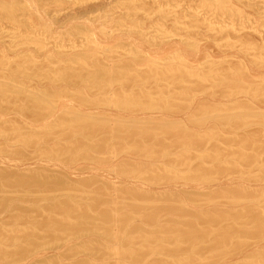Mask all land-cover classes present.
<instances>
[{
	"label": "rangeland",
	"instance_id": "rangeland-1",
	"mask_svg": "<svg viewBox=\"0 0 264 264\" xmlns=\"http://www.w3.org/2000/svg\"><path fill=\"white\" fill-rule=\"evenodd\" d=\"M263 51L264 0H0V126L4 128L2 129L0 127V262H2L0 264H79L80 262V264H86L87 262H90V264H121L120 262H122V264H135L136 260L134 261V258H138L137 262L140 264H158L160 262L166 264L167 260L174 261L187 258L186 256L192 255V252L196 248V245L192 246L194 244H191V242L194 243L195 240H189V242L185 237L186 235L188 237L189 233L192 232V228H197V226L199 225L197 229L194 228V230L199 231L200 229H202V224V230H204L206 229L204 228L205 224L206 226L209 224L210 226L208 225L209 227L207 226V229L213 226L211 228L212 230L210 229V231L211 233L213 232V234L216 235L220 232V227H224L226 225L224 228H222L223 230H225L233 228L236 225L239 226L242 220H244L245 222L246 217L243 215H246V213L250 215L249 212H252L250 210L251 208L254 210H256L257 208L259 209V204L263 203V201L261 200L264 199V173L262 172L264 171V169H262L264 168V151H261V149L258 150V144L259 146L264 144V122H261L264 121ZM162 67L165 69H163ZM177 67L181 71L178 70ZM166 68L170 69L167 70ZM240 68L242 70H240ZM148 70L150 71V73L148 72ZM163 70H165L166 72ZM176 70L177 73L175 72ZM233 70H240V73L237 72V74H239L240 76L238 77L236 72ZM181 73L184 76L182 75L179 77ZM184 73L188 75H185ZM198 73L203 75L201 76ZM149 74H151L152 76H149ZM175 74L179 75L176 76ZM147 75L148 77H146ZM191 75L192 77H190ZM143 76L147 79H143ZM177 77H179V79ZM203 77H205L206 80ZM208 77L210 79H208ZM172 78H175L176 80H173ZM188 79L189 81L186 82ZM223 79L224 81H221ZM227 79L228 82L225 81ZM106 80L109 81L105 82ZM110 80H112V82H110ZM238 82L240 84H238ZM220 83L222 84V87L220 86ZM229 85L230 87H227ZM238 88L242 90L240 91ZM182 92H184V95ZM250 92H252L253 94ZM183 97L186 98L183 99ZM38 98L40 99L39 102L37 101ZM50 98L52 99V102H50ZM161 98L163 99V101L164 99H166V102H163ZM255 98L256 100H254ZM46 99H48V101L43 103V101H45ZM85 99L87 102L83 101ZM79 100L81 101V104L79 103ZM111 100H114L113 103ZM36 101L38 104H36ZM129 101L135 103L133 105H128ZM155 102L157 104H155ZM162 103H164V105L166 103L167 104L164 107ZM40 104L42 107L40 106ZM175 104L177 105V107ZM160 105L166 110H164ZM233 105L242 108H236ZM250 105L251 110L248 109ZM157 106H160L161 108H158ZM243 106L246 107H244L243 109ZM221 107L223 108V110L227 108L229 111L224 110L222 112ZM229 107L232 109H229ZM246 108L248 111L246 110ZM214 109L218 112H216ZM209 110H212V114L210 115H208ZM205 113L208 116H206ZM217 113L221 116L217 115ZM5 114L7 116H5ZM234 114L235 116L238 114V117H235ZM225 115L226 117L227 115H229L228 118L231 119V121L230 119L227 120L229 123L225 121V124L227 123V125L224 124V120L228 118L220 120L222 117L224 118ZM251 115H253L252 118ZM193 116L196 117L193 118ZM241 116H243L244 121L247 120V122L245 121L247 124H245L244 122V125H241L243 122V119H239V117L242 118ZM247 117L249 119H247ZM259 117H262L263 120L259 119L260 121L258 122L257 120ZM254 118L256 121L250 120ZM238 119L242 121L241 124H239L240 121ZM78 120L80 122H78ZM197 120H199V123L202 122V125L199 124ZM236 120H238V122ZM248 120L252 123L248 122ZM73 121H76L78 130H76L77 126H72ZM91 121L93 123L95 121L96 123L92 126L93 123H91ZM101 121L104 122L102 123L103 125H101ZM234 121H236L235 124L238 123L237 126L228 125L233 124L231 122ZM194 122L197 123L195 124ZM61 123L69 124L71 125V128H63ZM85 124L86 126H84ZM3 125H6V127H3ZM81 125L84 126L85 129L84 127L80 128ZM149 125H151V127ZM169 125L174 126V129L173 126L172 129H176L175 132L173 130H167L168 128H170ZM88 126L89 128H86ZM176 126H181L182 129L181 127L178 128ZM184 126L186 127L184 128ZM217 126L219 129L216 128ZM112 128L114 130V133L112 132L111 134ZM163 128L165 130H163ZM183 128L185 129V131L183 130ZM144 129H146V131L153 130L151 134L147 131V133L150 134L149 138L143 136V132L145 131L142 130ZM55 130L57 131V136ZM138 130H141L142 132H139ZM156 130H159V133ZM160 130H162L161 133ZM181 130H183L184 133H182ZM49 131L52 133H50ZM86 131H88L87 134ZM207 131L211 133V135ZM136 132L143 134H138ZM153 132L161 136H158L157 138V136L153 134ZM163 132L165 134H163ZM47 133H49L50 135H48ZM61 133H64V135ZM92 133L94 134L92 135ZM189 133H191L193 137L194 135H196V140H199L200 138L201 143L199 140V144H197H201L199 146V151L195 150L194 148L196 146V149H198L196 142L190 144L191 140L195 141L193 137H190L189 140L187 139V142H189L188 144L185 142L186 140H183L186 139L185 136H187V138L188 136H191V134L189 135ZM213 133L215 134V138L212 137ZM113 134H116V136H113ZM208 134L210 135V137ZM254 134L259 138L255 139L256 137L254 138ZM45 135L48 136L46 137ZM166 135H169L167 136L169 137V140ZM176 135L181 140L176 137ZM183 135L185 136L181 138ZM251 135L255 140L251 139ZM31 136H35L36 138L33 137V139ZM43 136H45L46 139ZM110 136L114 138L108 139L111 138ZM153 136L156 139H154ZM171 136H174V138H172ZM239 136L241 140L244 139V143L241 141L243 144H240V142L237 141L238 139H240ZM248 136L249 141L248 139L245 140ZM40 137H43V139H41ZM261 137L263 138V140L261 139ZM137 138L141 140L139 141ZM26 139L27 141H25ZM162 139H164L167 145L164 144ZM250 139L252 143L250 142ZM35 140H38L36 141L38 143H35ZM137 140L139 142H137ZM157 140H160L159 142L161 144L158 143ZM176 140L178 141V143H181V141L183 140L182 143H185L186 145L180 143L179 145H177L178 143ZM226 140H229L228 143H225ZM233 140H235V142ZM258 140H260V143H258ZM141 141L142 143L144 142L143 144L145 148L143 145H141ZM216 141L218 142L216 143ZM245 141L249 142L247 143L249 144V146L245 143ZM31 142L32 147L34 146L33 149L31 147ZM229 142L232 143L229 144ZM154 143H156V145ZM168 143L171 145V148L166 150L167 148H169L168 146H170ZM214 143L219 145H216ZM250 143L252 146L250 145ZM254 143L258 147L257 149L254 147ZM56 144H58V146ZM145 144L147 145V147ZM162 144H164V146H166L167 148L165 149L164 146V148L159 146ZM192 144H195V146H193ZM24 145L26 147H24ZM112 145L116 148H112ZM136 145H138V147ZM139 145L140 148L142 147L141 149H144L143 151L139 148ZM174 145H176L177 148H172V146L175 147ZM180 145H182L183 147H180ZM244 145L245 147L248 146V149L246 148L247 150L245 149ZM73 146L74 149H72ZM117 146H119L121 149L123 148V151L121 150L120 152V149ZM222 146H224V148ZM241 146H243L244 148ZM4 147H6V149L8 150H6ZM185 147L187 148L185 149ZM218 147L220 150L217 149ZM251 147L252 150L250 149ZM69 148H71L72 150H70ZM155 148L158 151H156ZM253 148H255V150H258V152L253 151ZM150 149H152V151H149ZM162 149H164V151H162L163 153L160 152ZM235 149L236 151L237 149L238 151L241 149L244 152L240 150L239 152L237 151V154ZM262 149L264 150V147ZM221 150L223 151V153L225 152V154H227L224 155V158H221L223 157V155H220L222 154ZM233 150L236 154L233 153L230 156L231 151L233 152ZM259 151H261V154H258ZM193 152H195V154H193ZM211 152L212 154H210ZM219 152L221 153L219 154ZM240 152L243 153V155H239L241 154ZM252 152H255V155H253ZM90 153H92V156L90 155ZM135 153H138V155H136ZM168 153H170L171 155H169ZM184 153H186L187 156L188 154L190 155V157L188 156L189 160H187L188 158L186 159ZM245 153H251L254 158L255 156L256 158L260 157L259 159H261V161L258 159L260 161L259 162L256 159L254 162L252 160L254 159L252 155L249 154V156ZM160 154H162V156ZM183 154L185 157L183 156ZM37 155H41V157H38ZM71 155L74 157H72ZM156 156L158 158H155ZM212 156L215 157V160L213 161L210 160L212 159ZM246 156L247 158H251H248L249 160H251V163L252 161L254 163V165L252 166V164H250V161L248 160L249 164L251 165L249 168L246 167L248 163H246L245 160H242L243 157H245L247 161ZM167 157L168 159L170 158V161L173 158L174 160L170 162L168 161ZM206 157L208 158V160H210L209 163L208 160L206 162L204 161ZM219 158H221L222 160ZM236 158H239V161L238 159L236 160ZM184 159H186L185 163L181 162V160ZM228 159L230 160V162L233 161L234 165L232 163H229V161H227ZM201 161L204 163H201ZM177 162H179V165ZM219 162L221 165L220 167L218 165L217 168L222 169L226 166V169H220L221 172L218 171L219 169L216 170V166H214V164H219ZM197 163H201L200 165H202L203 167L205 166L204 168L201 166L204 170L209 169L210 175L209 173L206 174L207 172L199 167V165H196ZM194 164L196 165V167L198 166L199 169L201 168V170H198V168H194ZM243 164L244 166H246H242ZM124 165H128L129 168H133L134 171L131 172V170L133 169L130 170L127 168L128 166L125 167ZM149 166L151 167V170L153 169V172L149 169H146L147 172L145 171L146 167L150 168ZM236 166H240L241 171L238 172L240 174L237 173L240 168L238 169L236 168ZM187 167L189 168L188 170ZM230 167L232 169H230ZM120 168H123L122 173L119 171ZM183 168L186 171H184ZM233 168H236L238 170H236L235 172ZM254 168L256 172L253 171ZM114 169H116L118 173L116 172V170L114 171ZM160 169L163 171H161ZM128 170H130V173ZM156 170L159 171V174L157 173L158 171L155 172ZM215 170L217 171V173ZM224 170L226 172H224ZM243 170L247 171L243 172ZM35 171L37 173H35ZM123 171H128V173H123ZM164 171L168 172L165 173ZM203 171L205 173H203L204 176H202L201 174ZM248 171H253V173L250 172V174L248 173ZM143 172L146 173L144 174ZM228 172H231V174ZM138 173L140 174L135 177ZM163 173L164 175L166 174L165 177H167V175L169 174L168 177H170L171 175V177L174 178L170 179L164 177V179H160L163 177ZM234 173L236 176L234 175ZM260 174L263 176V178ZM145 175L147 176V178L145 177ZM191 175L192 177L194 175V178H191ZM225 175H228L227 177L230 176L229 179ZM195 176L199 178L201 177L202 179H197L195 178ZM234 176L236 178H233ZM131 177L132 179H130ZM152 177L154 178L153 180H151ZM186 177H189L190 179ZM140 178L145 180L143 181ZM157 178L162 181H158ZM147 180L149 181L147 182ZM154 180H157L160 185L158 184V182L155 183ZM24 181H26L28 184ZM171 181L173 182L171 183ZM82 182L85 185H88L85 187ZM164 182L168 183L164 185ZM169 182L172 185H170ZM23 183H25L24 186ZM61 186H63L64 188ZM99 188L101 189V191H99ZM95 191L100 192V196ZM131 192L135 194H132ZM222 192L224 196H222ZM91 195H93L94 198L91 197ZM105 195L108 199L105 198ZM230 195L232 196V199ZM251 195L253 196L251 197ZM259 195L261 197L263 195V198H261ZM134 196H137V199ZM141 196L143 199L141 198ZM228 196L231 200L227 199ZM253 198H257L258 201H255V199ZM258 198H260V200ZM144 199L146 200L145 203ZM150 199H152V202H149L151 201ZM78 200L80 203L76 202ZM154 200L162 201V204H160L161 208L159 206V202H155ZM65 201H67V203L63 205ZM70 201H73L71 203V205L73 206L78 204L77 207H79L81 203H85L83 205L81 204L82 208L81 206L79 207V213L81 212L80 215H83L82 213H84L83 216L79 217L78 210L76 212V209H78L75 208L76 206H72L71 208ZM113 201L116 202L117 206L119 205L118 210L114 209V205L116 204H111L114 203ZM165 201H170L171 203H166ZM153 202L154 204L157 203L155 204L156 206L154 208L155 216H160V214H162L160 218H157L156 216L159 221H155L156 218L153 217L154 214L152 211V214H150L148 211L147 214H145L146 208L147 210H153ZM133 203L135 208L137 207L139 209H134ZM172 203L174 204L172 206L175 207L171 206ZM87 204L88 206H85ZM92 204L94 205L92 206ZM108 204L113 206V210L111 211V213L109 212L107 214L106 212L111 210V206ZM168 204L170 205L169 208L166 207V205L168 206ZM54 205H56L55 207L57 209H60L57 210ZM148 205L150 208L147 207ZM150 205L153 206L151 207ZM49 206L52 208H50ZM108 206L110 210H108ZM127 206L131 208L128 210L129 207ZM248 206L250 207L249 212L248 210H246L248 209ZM91 207L94 211L96 210V212L92 211ZM95 207L99 210L95 209ZM105 207L107 208L105 209ZM49 208L52 209V211ZM85 208L86 210H84ZM126 208L129 212V216H132V214L134 216L133 212L136 211H139L141 213L142 211L140 210L143 209L144 213H141V215L138 212L139 214L137 213L134 217H131L134 220H131V218L127 215L128 212H126ZM66 209H72V211L75 209L76 212H74L75 214H73L72 212L71 217H69V227H66L67 229L64 228L66 231H64L63 228H61V231L60 229L55 227V230L54 228H52L55 233H53L54 231H52V233L48 232L51 230H49L48 226H45L47 225V220H50L51 218L56 221L57 218H62L63 213H59ZM103 209L105 211L103 213L105 214H102L105 216L100 214ZM131 209H134L136 211H130ZM161 209L162 211L159 212L160 214L157 213V210ZM241 209L244 210V214L242 212H239L242 211ZM115 210L118 212H115ZM232 211H234V213ZM257 211L258 210H256V213ZM36 212L39 214H37ZM124 212L126 213L124 218L128 217L127 227H122L123 225H127L125 223V220L127 218L124 219L121 215L117 217L123 218V220L114 218L116 217L117 213L118 215L121 213L122 215H124ZM238 212L239 216L238 214L235 215ZM254 212L255 211H253L251 214H253ZM87 213L88 215L90 214V216H88ZM213 213L217 214L216 216L219 215L220 218L221 215L225 214L224 216H226V214H228L231 218H228L226 216V218L224 217L225 220H223L222 216V220H218V217H216ZM231 213H233L235 218L238 216L239 219V217H241L240 214H243L242 216L245 218L242 220L239 219V222L238 219H235ZM76 214L77 216H74ZM109 214H112L114 221L117 220L116 228L118 227V230H116L120 231L119 228L121 229V236L119 235V232L117 233L116 230L113 229L116 224L115 222L112 223V221L109 220H113V218L110 217ZM106 215L109 217L108 220L111 221V224H109L110 229H113L114 231L109 232L110 230L107 229L109 234L107 231L105 232L106 228L104 227L109 226L108 224L105 225L107 221L106 218L103 219V217H106ZM204 215L206 216V218L203 217ZM212 215L213 217H215H211ZM17 216L19 217V219ZM85 216L86 218L89 217L90 219L85 220ZM142 216L146 218L145 220H147V223L150 219V221L152 220L154 224L152 222L150 223L151 225L145 224L146 221H141ZM201 216L204 218V220ZM209 216L212 218L211 220H209ZM100 217L102 219H99ZM12 218L15 219L13 220ZM144 218L142 219L144 220ZM233 218L235 220H233V222L236 223L235 226L229 223V219ZM45 220L46 224H44ZM53 220L50 221L53 222ZM80 220L84 223L82 224ZM100 220H102V222ZM104 220L106 221L103 223ZM236 220L239 224L236 222ZM87 221L89 222L87 223ZM120 221H123V225L122 223H120ZM207 221L209 223H206ZM222 221H224V224L228 222V226L227 224L221 225ZM155 222L158 223H156L155 225ZM217 222H221V226L216 227ZM73 223L77 225L81 224V228L79 229H82V231L80 230L78 233H76L78 229L76 230L75 226L77 225ZM85 223L86 225H89V229L85 230V228H87V226L84 225ZM174 223H176L177 226V230L174 229L176 233L171 228ZM182 223L184 224V226ZM101 224L103 225V227H101ZM137 224H139L140 226ZM177 224H182L180 226H183V228L179 226V228H181L182 230H180L181 234L178 231ZM189 224H192V227L189 226ZM193 224H196L197 226H193ZM213 224L215 225V228ZM229 224L232 226H229ZM112 225H114L113 228ZM162 225L166 229H159L163 227ZM166 225L171 226L168 228ZM96 226L98 227V229H96ZM185 226L188 227H186V229H188V232L190 231L189 233H186L187 230L185 231ZM32 227L34 228V230L32 229ZM156 227L160 231H158L159 233L155 232L157 231ZM69 228L72 229H70V231H67L69 230ZM170 228V231L172 232L173 230L174 232H172V238H170L171 234H167L169 235L168 237L170 239H173L176 235L179 236V239L175 237L177 240L174 239L169 241V238H166V233H171L168 231ZM189 228L191 229L189 230ZM57 229L60 231H57ZM73 230L76 231L73 232ZM215 230L219 232H216ZM27 231H30V233L34 235H30V233L27 234ZM130 231H133L132 234H128L130 233ZM67 232L70 233L68 234ZM200 232L201 231H199V233ZM1 233L3 236L1 235ZM140 233L142 234V237H140ZM156 233L157 235L156 237H154L153 235H155ZM201 233L206 232L202 231ZM207 233L210 234L209 231ZM22 234L24 236L23 238L28 235L27 238L23 239ZM51 234H54L55 239ZM59 234L61 235L58 236ZM143 234L145 238L143 237ZM182 234L186 235L183 236ZM116 235L118 239L116 238ZM181 235L183 236V239H181ZM157 236H160V239H158L159 237L157 238ZM162 236H164L163 238L166 239L161 238ZM10 237H12V241H10ZM56 237H59L58 240L56 239ZM137 237L139 238L138 240ZM212 237L213 236H209V238L211 239ZM17 238L19 239L17 240ZM61 238L63 239V241ZM152 238H154L155 241ZM30 239L34 240L29 241ZM128 240H131L130 244ZM139 240H141V243H138ZM148 240H151L152 244ZM125 241L128 242L124 243ZM133 241L138 244L134 243ZM160 241L162 243L159 244L160 247H158V245L156 246V244L160 243ZM184 241H188V244H184ZM204 241L201 243H205ZM9 242H12L11 245H9ZM33 242H35V244ZM155 242L156 244H153ZM198 242H200V240ZM207 242H209V239ZM144 243L146 244L144 245ZM31 244H34V246ZM127 244L128 246H125ZM87 245L92 247L93 250L88 249ZM176 245L178 246L179 250L182 245L180 252L183 253L185 252V249H189L191 250V253L188 252V250L187 253L185 252L186 255L179 254L180 252L178 249H176ZM187 245H190L189 247L191 248H189ZM20 246L23 247L24 251H22L21 249L20 252ZM161 246L167 247H165V249ZM183 246L184 251L182 249ZM104 248H106L107 250H105ZM147 248L150 250H148ZM2 250L4 254L2 253ZM139 250H141L142 252ZM143 250H145V252ZM12 251L15 255L12 253ZM148 251L150 253V256ZM120 252L121 254H119ZM138 252H141L142 255H139ZM157 252L159 253L157 254ZM136 253L138 255L134 256ZM25 254L29 256H26ZM178 254L181 256H179ZM63 256H65V258H63ZM123 256L126 258H124ZM144 256L146 260H144ZM49 259L51 260V262ZM85 259L87 260L86 263L83 261ZM141 259L142 261H144L140 262ZM163 260L166 262H163Z\"/></svg>",
	"mask_w": 264,
	"mask_h": 264
},
{
	"label": "bare ground",
	"instance_id": "bare-ground-1",
	"mask_svg": "<svg viewBox=\"0 0 264 264\" xmlns=\"http://www.w3.org/2000/svg\"><path fill=\"white\" fill-rule=\"evenodd\" d=\"M263 52H264V51H263ZM263 54H264V53H263ZM152 64H153V63H152ZM150 66H151V65H150ZM159 66H160V65H159ZM163 67H164V66H163ZM163 67H162V68H163ZM167 67H168V66H167ZM170 67H171V66H170ZM177 68H178V67H177ZM163 69H165V68H163ZM166 69H167V68H166ZM169 69H170V68H169ZM169 69H167V70H169ZM171 69H172V68H171ZM174 69H175V66H174ZM182 69H183V68H182ZM178 70H180V69L178 68ZM240 70H242V69L240 68ZM240 70H239V71H240ZM163 71H165V70H163ZM170 71H171V70H170ZM172 71H173V70H172ZM180 71H181V70H180ZM183 71H184V70H183ZM201 71H202V70H201ZM214 71H215V70H214ZM229 71H230V70H229ZM233 71H235L236 74H237V72H239V71H236V70H233ZM148 72L150 73L149 70H148ZM160 72H161V71H160ZM165 72H166V71H165ZM165 72H164V73H165ZM175 72L177 73V70H176ZM178 72H179V71H178ZM209 72H210V71H209ZM209 72H207V73H209ZM235 72H234V73H235ZM161 73H162V72H161ZM161 73H160V74H161ZM182 73H183V72H182ZM182 73H181V75H179L180 73L178 74L179 77L183 75ZM216 73H217V71H216ZM216 73H215V74H216ZM226 73H227V72H226ZM239 73H240V72H239ZM103 74H105V73H103ZM156 74H157V73H156ZM156 74H155V75H156ZM162 74H163V73H162ZM166 74H167V73H166ZM184 74H185V73H184ZM198 74L201 75L200 73H198ZM209 74H211V73H209ZM145 75H146V74H145ZM164 75H165V74H164ZM175 75H176V74H175ZM178 75H176V76H178ZM185 75H188V74H185ZM192 75H193V74H192ZM192 75H191L190 77H192ZM196 75H197V74H196ZM202 75H203V74H202ZM202 75H201V76H202ZM149 76H152V75L149 74ZM183 76H184V75H183ZM217 76H218V75H217ZM224 76H225V75H224ZM227 76H228V75H227ZM231 76H232V75H231ZM235 76H236V75H235ZM237 76L239 77L240 75L237 74ZM146 77H148V75H147ZM153 77H154V76H153ZM155 77H156V76H155ZM169 77H170V76H169ZM169 77H168V78H169ZM172 77H173V76H172ZM179 77H177V78L179 79ZM127 78H128V77H127ZM144 78H145V77L143 76V79H144ZM149 78H150V77H149ZM151 78H152V77H151ZM163 78H164V77H163ZM170 78H171V77H170ZM175 78H176V77H175ZM175 78H174V79H175ZM182 78H183V77H182ZM184 78H185V77H184ZM203 78L205 79V77H203ZM219 78H220V77H219ZM224 78H225V77H224ZM230 78H231V77H230ZM235 78H236V77H235ZM145 79H147V78H145ZM172 79H173V78H172ZM174 79H173V80H174ZM186 79H187V78H186ZM186 79H185V80H186ZM189 79H191V78H189ZM189 79H188L186 82H188ZM208 79H210V78L208 77ZM165 80H166V78H165ZM175 80H176V79H175ZM205 80H206V79H205ZM231 80H232V79H231ZM231 80H230V81H231ZM107 81H109V80H106L105 82H107ZM171 81H172V80H171ZM199 81H200V80H199ZM221 81H224V79L221 80ZM221 81H220V82H221ZM225 81L228 82V79L225 80ZM233 81H234V80H233ZM105 82H104V83H105ZM110 82H112V80H110ZM174 82H175V81H174ZM180 82H181V81H180ZM192 82H193V81H192ZM203 82H204V81H203ZM203 82H202V83H203ZM102 83H103V82H102ZM222 83H223V82H222ZM105 84H106V83H105ZM107 84H108V83H107ZM110 84H111V83H110ZM163 84H164V83H163ZM178 84H179V83H178ZM197 84H198V83H197ZM212 84H213V82H212ZM220 84H221V83H220ZM220 84H219V85H220ZM232 84H234V83H232ZM238 84H240V83L238 82ZM99 85H100V84H99ZM195 85H196V84H195ZM223 85H224V84H223ZM244 85H245V84H244ZM256 85H258V84H256ZM262 85H263V84H262ZM175 86H176V84H175ZM198 86H199V85H198ZM220 86L222 87V84H221ZM237 86H238V85H237ZM240 86H241V85H240ZM263 86H264V85H263ZM101 87H102V84H101ZM108 87H109V86H108ZM162 87H163V86H162ZM178 87H179V86H178ZM215 87H216V86H215ZM217 87H218V86H217ZM227 87H230V85L227 86ZM235 87H236V86H235ZM253 87H254V86H253ZM255 87H256V86H255ZM257 87H258V86H257ZM99 88H100V86H99ZM191 88H192V87H191ZM196 88H197V87H196ZM223 88H224V87H223ZM225 88H226V87H225ZM232 88H233V86H232ZM263 88H264V87H263ZM263 88H262V89H263ZM175 89H176V87H175ZM180 89H181V88H180ZM198 89H199V88H198ZM208 89H209V88H208ZM217 89H218V88H217ZM234 89H235V88H234ZM238 89H239V88H238ZM243 89H244V88H243ZM248 89H249V88H248ZM229 90H232V89H229ZM239 90H240V89H239ZM239 90H237V91H239ZM241 90H242V89H241ZM241 90H240V91H241ZM256 90H257V89H256ZM260 90H261V89H260ZM173 91H174V90H173ZM173 91H172V92H173ZM245 91H246V90H245ZM251 91H252V90H251ZM262 91H263V90H262ZM119 92H120V91H119ZM167 92H168V91H167ZM208 92H209V91H208ZM233 92H234V91H233ZM117 93H118V92H117ZM182 93H183V95H184V92H182ZM210 93H211V92H210ZM224 93H225V92H224ZM234 93H235V92H234ZM250 93H252V92H250ZM0 94H1V93H0ZM164 94H166V93H164ZM177 94H178V93H177ZM208 94H209V93H208ZM229 94H230V93H229ZM252 94H253V93H252ZM259 94H260V91H259ZM263 94H264V92H263ZM236 95H237V94H236ZM256 95H257V94H256ZM187 96H189V95H187ZM223 96H224V95H223ZM252 96H254V95H252ZM38 97H40V96H38ZM176 97H177V96H176ZM176 97H175V98H176ZM36 98H37V97H36ZM44 98H45V97H44ZM44 98H43V99H44ZM184 98H186V97H183V99H184ZM190 98H191V97H190ZM251 98H252V97H251ZM261 98H262V97H261ZM263 98H264V97H263ZM263 98H262V99H263ZM41 99H42V98H41ZM161 99H162V98H161ZM180 99H181V98H180ZM187 99H188V98H187ZM259 99H260V98H259ZM50 100H51V101H50ZM50 100H49V101L52 102V99H51V98H50ZM165 100H166V99H164V101H163V99H162L163 102H166ZM254 100H256V98H255ZM254 100H253V101H254ZM263 100H264V99H263ZM37 101L39 102L40 99L38 98ZM37 101H36V104H38ZM47 101H48V99H46L45 101H43V103H44V102H47ZM83 101H86V99L83 100ZM83 101H82V102H83ZM111 101H112V103H113L114 100H111ZM117 101H118V100H117ZM120 101H122V100H120ZM124 101H125V100H124ZM258 101H259V100H258ZM34 102H35V101H34ZM86 102H87V101H86ZM102 102H103V101H102ZM115 102H116V101H115ZM159 102H160V100H159ZM41 103H42V102H41ZM48 103H49V102H48ZM79 103L81 104V101H80V100H79ZM134 103H135V102L129 101V102H128V105H133ZM168 103H169V102H168ZM263 103H264V101H263ZM263 103H262V104H263ZM0 104H1V103H0ZM5 104H6V103H5ZM36 104H35V105H36ZM49 104H50V103H49ZM82 104H83V103H82ZM89 104H90V103H89ZM121 104H122V103H121ZM155 104H157V103L155 102ZM160 104H161V102H160ZM166 104H167V103H166ZM166 104H165V105H166ZM176 104H177V103H176ZM176 104H175V105H176ZM258 104H261V103H258ZM35 105H34V106H35ZM86 105H87V104H86ZM91 105H92V103H91ZM95 105H96V104H95ZM158 105H159V103H158ZM162 105H164V103H162ZM165 105H164V107H165ZM173 105H174V103H173ZM237 105H238V104H237ZM254 105H255V104H254ZM38 106H39V105H38ZM40 106H41V104H40ZM89 106H90V105H89ZM93 106H94V105H93ZM120 106H121V105H120ZM160 106H161V105H160ZM160 106H159V107H160ZM178 106H179V105H178ZM187 106H188V105H187ZM233 106L236 107V105H233ZM252 106H253V105H252ZM41 107H42V106H41ZM45 107H46V106H45ZM85 107H86V106H85ZM157 107H158V106H157ZM159 107H158V108H159ZM161 107H162V106H161ZM161 107H160V108H161ZM176 107H177V105H176ZM244 107H246V106H243V109H244ZM250 107H251V105L249 106L248 109L251 110ZM255 107H256V106H255ZM0 108H1V106H0ZM36 108H37V107H36ZM124 108H125V107H124ZM162 108H163V107H162ZM168 108H169V107H168ZM178 108H179V107H178ZM203 108H204V107H203ZM221 108H222V107H221ZM236 108H242V107H239V106H238V107H236ZM39 109H40V107H39ZM163 109H164V108H163ZM176 109H177V108H176ZM183 109H184V108H183ZM185 109H186V108H185ZM187 109H188V108H187ZM210 109H211V108H210ZM215 109H216V108H215ZM215 109H214V110H215ZM229 109H232V108L229 107ZM253 109H254V107H253ZM1 110H2V109H1ZM128 110H129V109H128ZM130 110H131V109H130ZM164 110H166V109H164ZM169 110H170V109H169ZM219 110H220V109H219ZM224 110L226 111V110H228V109L225 108ZM224 110H223V108H222V112H223ZM234 110H235V109H234ZM246 110H247V108H246ZM215 111H216V110H215ZM215 111H214V112H215ZM228 111H229V110H228ZM243 111H245V110H243ZM247 111H248V110H247ZM252 111H253V110H252ZM211 112H212V110H209V114H208V115L212 114ZM216 112H218V111H216ZM219 112H220V111H219ZM206 113H208V112H206ZM206 113H205V114H206ZM229 113H230V112H229ZM250 113H251V112H250ZM0 114H1V113H0ZM3 114H4V113H3ZM6 114H7V113H6ZM6 114H5V116H7ZM200 114H201V113H200ZM203 114H204V113H203ZM230 114H231V113H230ZM208 115L206 114V116H208ZM217 115H220V114L217 113ZM237 115H238V114H237ZM237 115H236V116H237ZM240 115H241V113H240ZM1 116H2V115H1ZM200 116H201V115H200ZM214 116H215V115H214ZM214 116H213V117H214ZM220 116H221V115H220ZM228 116H229V115H227V117H226V115H225V117H224V118L222 117L220 120H224L225 118H228ZM234 116H235V114H234ZM236 116H235V117H236ZM244 116H247V115H244ZM248 116H249V115H248ZM252 116H253V115H251V118H252ZM259 116H261V115H259ZM263 116H264V115H263ZM87 117H88V116H87ZM195 117H196V116H195ZM195 117L193 116V118H195ZM237 117H238V116H237ZM241 117H242V118L239 117V119L242 120V119H243V116H241ZM68 118H69V117H68ZM2 119H4V118H2ZM9 119H10V118H9ZM9 119H8V121H9ZM78 119H79V118H78ZM190 119H192V118H190ZM190 119H189V120H190ZM207 119H208V118H207ZM229 119H230V118L224 120V124H225V121L228 122L227 120H229ZM235 119H236V118H235ZM239 119H238V120H239ZM245 119H246V117H245ZM247 119H249V118L247 117ZM256 119H257V118H256ZM259 119L261 120L262 117H261V118H260V117L258 118V120H257L258 122L260 121ZM72 120H73V119H72ZM217 120H218V118H217ZM233 120H234V119H233ZM233 120H232V121H233ZM238 120H236V121L238 122ZM250 120H255V118H254V119H250ZM262 120H263V119H262ZM11 121H12V119H11ZM60 121H61V120H60ZM195 121H196V120H195ZM198 121H199V120H197V122H198ZM230 121H231V119H230ZM236 121L231 122V123H233V124H228V125H230V126H231V125H234V126L236 125V126H237L238 123L235 124ZM239 121H240V120H239ZM242 121H243V122H242ZM242 121H240L239 124H241V122H242L241 125H244V122H245V121L247 122V120L244 121V119H243ZM255 121H256V120H255ZM78 122H80V121L78 120ZM144 122H145V121H144ZM174 122H175V121H174ZM174 122H173V123H174ZM197 122H196V123H197ZM246 122H245V124H247ZM248 122H251V121L248 120ZM258 122H255V123H258ZM261 122L263 123L264 121H261ZM13 123H14V122H13ZM58 123H59V121H58ZM72 123H73L72 126H73V125L77 126L76 130H78V125L76 124V121H73ZM88 123H89V122H88ZM91 123H93V122L91 121ZM91 123H90V124H91ZM95 123H96V122L94 121V123L92 124V126H93ZM102 123H104V122L101 121V125H103ZM183 123H184V122H183ZM194 123H195V122H194ZM196 123H195V124H196ZM198 123H199V122H198ZM201 123H202V122H200L199 124H201ZM228 123H229V122H228ZM251 123H252V122H251ZM61 124H62V123H61ZM108 124H109V123H108ZM181 124H182V123H181ZM181 124H180V125H181ZM249 124H250V123H249ZM15 125H16V124H15ZM101 125H100V126H101ZM105 125H107V124H105ZM105 125H104V128H105ZM123 125H124V124H123ZM125 125H126V124H125ZM140 125H141V124H140ZM142 125H143V124H142ZM144 125H145V124H144ZM153 125H154V124H153ZM153 125H152V126H153ZM191 125H192V122H191ZM197 125H198V124H197ZM197 125H196V126H197ZM201 125H202V124H201ZM225 125H227V123H226ZM59 126H61V125H59ZM59 126H58V127H59ZM84 126H86V124H85ZM84 126L81 125L80 128H82V127H84ZM89 126H90V125H89ZM89 126L86 127V128H89ZM107 126H108V125H107ZM107 126H106V127H107ZM145 126H146V125H145ZM149 126L151 127V125H149ZM169 126H170V125H169ZM172 126H173V125H172ZM172 126H170L171 129L168 128V126H167V128H168L167 130H173V129H174V126H173V129H172ZM181 126H182V125H181ZM181 126H179V127L176 126V127L180 128ZM204 126H205V125H204ZM204 126H203V127H204ZM238 126H239V125H238ZM247 126H248V125H247ZM259 126H260V125H259ZM0 127L2 128V126H0ZM3 127H6V125H5V126L3 125ZM8 127H10V126H8ZM62 127H63V128H65V127H66V128H71V125H69V124H64V123H63V124H62ZM97 127H98V126H97ZM102 127H103V126H102ZM108 127H110V126H108ZM111 127H112V126H111ZM135 127H136V126H135ZM150 127H149V128H150ZM185 127H186V126H184V128H185ZM194 127H195V126H194ZM197 127H198V126H197ZM200 127H201V126H200ZM214 127H215V124H214ZM59 128H60V127H59ZM125 128H126V127H125ZM142 128H143V126H142ZM184 128H183V130L185 131ZM204 128H205V127H204ZM216 128L219 129L218 126H217ZM248 128H249V127H248ZM2 129H4V128H2ZM31 129H32V128H31ZM84 129H85V127H84ZM94 129H96V128H94ZM110 129H111V128H110ZM110 129H109V130H110ZM118 129H119V128H118ZM157 129H158V128H157ZM165 129H166V127H165ZM165 129L163 128V130H165ZM181 129H182V127H181ZM211 129H212V128H211ZM222 129H223V128H222ZM232 129H234V128H232ZM261 129H262V128H261ZM261 129H260V130H261ZM63 130H64V129H63ZM74 130H75V129H74ZM91 130H93V129H91ZM91 130H90V131H91ZM175 130H176V129H175ZM175 130H173V131L175 132ZM179 130H180V129H179ZM183 130H181L182 133H184ZM189 130H190V129H189ZM209 130H210V129H209ZM224 130H225V129H224ZM224 130H222V131H224ZM230 130H231V128H230ZM65 131H66V130H65ZM84 131H85V130H84ZM104 131H105V130H104ZM113 131H114V130H113V128H112V130H111V134H112ZM135 131H136V130H135ZM138 131H139V130H138ZM142 131H145V132H143V133H144L143 136H146L147 138H149V135L151 134V132H152L153 130H152V131H151V130H150V131L147 130L148 133H150V134L147 133L146 129H144V130H142ZM142 131L140 130L139 132H142ZM154 131H155V130H154ZM156 131H157V130H156ZM158 131H159V130H158ZM158 131H157V132H158ZM186 131H187V130H186ZM212 131H213V130H212ZM49 132H50V131H49ZM55 132H56V136H57V135H58V134H57V131L55 130ZM80 132H82V131H80ZM87 132H88V131H86V134H87ZM139 132H136V133H138V134H143V133H139ZM161 132H162V130H160V133H161ZM192 132H193V131H192ZM194 132H195V131H194ZM207 132H208V131H207ZM219 132H220V131H219ZM224 132H226V131H224ZM258 132H259V131H258ZM263 132H264V131H263ZM42 133H43V132H42ZM44 133H45V132H44ZM50 133H52V132H50ZM53 133H54V132H53ZM72 133H74V132H72ZM72 133H71V134H72ZM75 133H77V132H75ZM113 133H114V132H113ZM132 133H133V132H132ZM145 133H146V135H145ZM158 133H159V132H158ZM186 133H187V132H186ZM208 133H209V132H208ZM214 133H215V132H214ZM214 133L212 134V137L215 138V134H214ZM216 133H217V132H216ZM228 133H229V132H228ZM236 133H237V132H236ZM11 134H12V133H11ZM20 134H21V133H20ZM45 134H46V133H45ZM47 134L50 135L49 133H47ZM61 134L64 135V133H61ZM81 134H83V133H81ZM93 134H94V133H92V135H93ZM109 134H110V132H109ZM120 134H121V133H120ZM153 134H155V135L157 136V138H158V136H161V135H159V134L157 135V133H155V132H153ZM163 134H165V133L163 132ZM190 134H191V133H189V135H190ZM193 134H194V133H193ZM195 134H196V133H195ZM209 134L211 135V133H209ZM209 134H208V135H209ZM256 134H257V133H256ZM262 134H263V133H262ZM48 135H47V136H48ZM63 135H61V136H63ZM88 135H89V133H88ZM99 135H100V133H99ZM107 135H108V134H107ZM114 135L116 136V134H113V136H114ZM121 135H122V134H121ZM125 135H128V134H125ZM130 135H131V134H130ZM147 135H148V136H147ZM186 135H188V134H186ZM210 135H209V137H210ZM213 135H214V136H213ZM237 135H238V134H237ZM248 135H250V134H248ZM257 135H258V134H257ZM257 135L255 136V134H254V138L256 137L255 139L259 138ZM11 136H12V135H11ZM23 136H24V135H23ZM35 136H36V135H35ZM35 136H31V137L33 138V137H35ZM41 136H42V135H41ZM45 136H46V135H45ZM45 136H43V137L46 139L47 136H46V137H45ZM69 136H70V135H69ZM73 136H75V135H73ZM90 136H91V135H90ZM132 136H133V135H132ZM167 136H169V135H166V137H167ZM179 136H180V135H179ZM184 136H185V135H183L181 138H183ZM195 136H196V135H194V137H193L192 134H191V136H188V138H187V136H185L186 139H183V140H184V141L186 140L185 142L188 144L189 142H187V141L190 139V137H193V139H195ZM216 136H217V134H216ZM219 136H220V135H219ZM240 136H241V135H240ZM240 136H239V138H240ZM242 136H243V134H242ZM251 136H252V135H251ZM263 136H264V135H263ZM43 137H40V138L43 139ZM104 137H105V136H104ZM106 137H107V136H106ZM110 137H111V136H110ZM137 137H138V135H137ZM139 137H140V135H139ZM153 137H154V136H153ZM166 137H165V138H166ZM171 137H172V136H171ZM171 137H170V138H171ZM176 137H178V136L176 135ZM196 137H197V136H196ZM209 137H206V138H209ZM8 138H9V137H8ZM26 138H27V137H26ZM35 138H36V137H35ZM60 138H61V137H60ZM60 138H59V139H60ZM63 138H65V137H63ZM102 138H103V137H102ZM113 138H114V137H111V138H108V139H113ZM167 138H168V140H169V137H167ZM172 138H174V136H173ZM178 138H179V137H178ZM178 138H176V139H178ZM231 138H232V137H231ZM242 138H243V137H242ZM248 138H249V136H248L245 140H247ZM250 138H251V137H250ZM30 139H31V138H30ZM33 139H34V138H33ZM47 139H48V138H47ZM53 139H54V138H53ZM59 139H58V140H59ZM65 139H67V138H65ZM68 139H71V138H68ZM103 139H104V138H103ZM108 139H107V141H108ZM121 139H122V138H121ZM137 139H138V138H137ZM154 139H156V138L154 137ZM154 139H153V140H154ZM179 139H180V138H179ZM187 139H188V140H187ZM196 139H197V138H196ZM196 139H195V141H194V140H191L190 144H191V143H195V142H196V145L199 144L198 142H199L200 138H199V140H196ZM224 139H225V138H224ZM235 139H236V138H235ZM237 139H238V138H237ZM251 139H252V140H255V139H253V136H252ZM251 139H250V142L252 143ZM261 139L263 140L262 137H261ZM6 140H7V139H6ZM19 140H20V139H19ZM38 140H39V138H38ZM38 140H35V143H38V142H36V141H38ZM104 140H105V139H104ZM119 140H120V139H119ZM138 140H139V139H138ZM138 140H137V142H139L141 139H140L139 141H138ZM162 140H163L164 144L167 145V144L165 143L164 139H162ZM180 140H181V139H180ZM183 140H182V141H183ZM208 140H211V139H208ZM243 140H244V139H243ZM243 140H241V138H240V139H238L237 141L240 142V144H241V143L243 142ZM7 141H8V140H7ZM15 141H16V140H15ZM25 141H27V139H26ZM43 141H44V140H43ZM52 141H53V140H52ZM125 141H126V140H125ZM145 141H146V140H145ZM159 141H160V140H157L158 143H160ZM176 141H177V140H176ZM182 141H181V143H180V142H179V143L184 145L185 143H182ZM193 141H194V142H193ZM205 141H207V140H205ZM223 141H225V140H223ZM228 141H229V140H226L225 143H228ZM233 141L235 142V140H233ZM241 141H242V142H241ZM248 141H249V139H248ZM256 141H257V140H256ZM259 141H260V140H258V143H260ZM66 142H67V141H66ZM101 142H102V141H101ZM110 142H112V141H110ZM130 142H132V141H130ZM148 142H149V140H148ZM154 142H155V141H154ZM217 142H218V141H216V143H217ZM254 142H255V141H254ZM7 143H8V142H7ZM132 143H134V142H132ZM141 143H142V141H141ZM143 143H144V142H143ZM143 143H142L141 145L144 146ZM146 143H147V142H146ZM152 143H153V142H152ZM177 143H178V141H177ZM179 143H178L177 145H179ZM200 143H201V140H200ZM211 143H213V142H211ZM216 143H214V144H216ZM223 143H224V142H223ZM231 143H232V142H231ZM231 143L229 142V144H231ZM243 143H244V142H243ZM243 143H242V144H243ZM245 143L247 144V143H249V142H246V141H245ZM251 143H250V145H251ZM255 143H256V142H255ZM255 143H254V144H255ZM258 143H257V144H258ZM263 143H264V142H263ZM27 144H30V143H27ZM33 144H34V142H33ZM62 144H64V143H62ZM71 144H72V143H71ZM82 144H83V143H82ZM100 144H101V143H100ZM110 144H112V143H110ZM120 144H121V143H120ZM135 144H137V143H135ZM135 144H134V145H135ZM154 144L156 145V143H154ZM160 144H161V143H160ZM164 144L159 145V146L163 147ZM168 144H169V143H168ZM171 144H172V143H171ZM220 144H221V143H220ZM238 144H239V143H238ZM56 145L58 146V144H56ZM123 145H124V144H123ZM129 145H131V144H129ZM145 145H146V144H145ZM169 145H170V144H169ZM185 145H186V144H185ZM192 145L195 146V144H192ZM200 145H201V144H200ZM200 145H197L198 149H196V146H195V147H194L195 150H198V151H199V146H200ZM212 145H213V144H212ZM216 145H219V144H216ZM247 145L249 146V144H247ZM247 145H246V146H247ZM262 145H263V146H262ZM262 145H260V146H261V148H260V146H259V144H258V147H259L258 150L261 149V151H264V150L262 149V148L264 147V144H262ZM35 146H36V145H35ZM51 146H52V145H51ZM59 146H60V145H59ZM136 146L138 147V145H136ZM157 146H158V145H157ZM174 146H175V147L172 146V148H177L176 145H174ZM181 146H182V145H180V147H181ZM203 146H204V145H203ZM205 146H206V145H205ZM235 146H237V145H235ZM235 146H234V147H235ZM238 146H239V145H238ZM248 146H247V147H248ZM251 146H252V145H251ZM0 147H1V146H0ZM2 147H3V145H2ZM6 147H7V146H6ZM6 147H4V148L6 149ZM9 147H10V146H9ZM24 147H26V146L24 145ZM28 147H29V146H28ZM31 147H32V142H31ZM33 147H34V146H33ZM33 147H32V149H33ZM36 147H37V146H36ZM38 147H39V146H38ZM42 147H44V146H42ZM62 147H63V146H62ZM64 147H65V146H64ZM111 147H112V148H116L115 146L113 147V145H112ZM117 147H119V146H117ZM120 147H121V145H120ZM120 147H119V149H120L119 151L121 152V150L123 151V148L121 149ZM124 147H125V146H124ZM146 147H147V145H146ZM164 147H165V149L167 148L166 146H164ZM164 147H163V148H164ZM168 147H169V148H167L166 150L170 149V148H171V145L168 146ZM182 147H183V146H182ZM216 147H217V146H216ZM222 147L224 148V146H222ZM241 147H243V146H241ZM244 147H245V145H244ZM244 147H243V148H244ZM247 147H245V149H246ZM254 147H255L256 149L258 148V147L256 146V144H255ZM19 148H20V147H19ZM19 148H18V149H19ZM29 148H30V147H29ZM48 148H49V147H48ZM75 148H76V147H75ZM81 148H82V147H81ZM139 148H140V145H139ZM141 148H142V147H141ZM141 148H140V149H141ZM144 148H145V146H144ZM186 148H187V147H185V149H186ZM192 148H193V147H192ZM194 148H193V149H194ZM211 148H212V147H211ZM226 148H227V147H226ZM228 148H229V147H228ZM255 148H253V149H254L253 151L258 152V150H255ZM39 149H40V148H39ZM42 149H43V148H42ZM54 149H55V147H54ZM57 149H59V148H57ZM69 149H70V150L74 149V146H73L72 149H71V148H69ZM125 149H126V148H125ZM137 149H138V148H137ZM153 149H154V147H153ZM155 149H156V148H155ZM202 149H203V148H202ZM204 149H205V148H204ZM217 149H219V147H218ZM217 149H216V150H217ZM241 149H242V148H241ZM241 149H240V150H241ZM247 149H248V148H247ZM247 149H246V150H247ZM250 149L252 150V147H251ZM250 149H249V151H250ZM6 150H8V149H6ZM21 150H22V149H21ZM60 150H61V149H60ZM141 150L143 151L144 149H141ZM166 150H165V152H166ZM174 150H175V149H174ZM200 150H201V149H200ZM219 150H220V149H219ZM219 150H218V151H219ZM223 150H224V149H223ZM240 150H239V151H240ZM15 151H16V149H15ZM19 151H20V150H19ZM29 151H30V150H29ZM42 151H43V150H42ZM49 151H50V150H49ZM49 151H48V152H49ZM51 151H52V150H51ZM64 151H65V149H64ZM66 151H67V149H66ZM68 151H69V150H68ZM73 151H74V150H73ZM112 151H113V149H112ZM115 151H116V149H115ZM132 151H133V150H132ZM132 151H131V152H132ZM137 151H139V150H137ZM137 151H136V152H137ZM149 151H152V149H150ZM154 151H155V150H154ZM154 151H153V152H154ZM156 151H158V150L156 149ZM162 151H164V149H162L160 152H162ZM172 151H173V150H172ZM176 151H177V149H176ZM176 151H174V152H176ZM184 151H185V150H184ZM187 151H188V149H187ZM225 151H226V150H225ZM228 151H229V150H228ZM228 151H227V152H228ZM235 151H236V149H235ZM237 151H238V149H237ZM237 151H236V153H237ZM239 151H238V152H239ZM241 151H243V150H241ZM261 151H259L258 154H261ZM24 152H25V151H24ZM70 152H71V151H70ZM131 152H130V153H131ZM133 152H134V151H133ZM144 152H146V151H144ZM169 152H170V151H169ZM185 152H186V151H185ZM221 152H222V154H220ZM221 152H219V154H220V155H223V157H221V158H224V157H225L224 155H227V154H225V152L223 153L222 150H221ZM243 152H244V151H243ZM245 152H246V151H245ZM255 152H254V153H255ZM5 153H6V152H5ZM14 153H15V152H14ZM51 153H53V152H51ZM54 153H55V152H54ZM63 153H64V152H63ZM65 153H66V152H65ZM72 153H73V152H72ZM84 153H85V152H84ZM84 153H83V154H84ZM87 153H88V152H87ZM112 153H113V152H112ZM140 153H141V152H140ZM162 153H163V152H162ZM172 153H173V152H172ZM181 153H183V152H181ZM189 153H190V151H189ZM191 153H192V152H191ZM228 153H229V152H228ZM233 153H235L234 150H233V152L231 151V154L229 153L230 156H231ZM236 153H235V154H236ZM240 153H241V152H240ZM252 153H253V152H252ZM254 153H253V155H255ZM40 154H41V153H40ZM45 154H47V153H45ZM48 154H49V153H48ZM70 154H71V153H70ZM74 154H75V153H74ZM91 154H92V153H90V155H91ZM113 154H114V153H113ZM135 154H136V153H135ZM142 154H143V153H142ZM155 154H156V153H155ZM168 154L171 155L170 153H168ZM184 154H185V156H186V159L188 158L187 160H189L190 155L188 154V156H189V157H188V156L186 155V153H184ZM184 154H183V156H184ZM193 154H195V152H193ZM210 154H212V152H211ZM210 154H209V155H210ZM237 154H238V153H237ZM245 154H246V153H245ZM247 154H248V153H247ZM247 154H246V155H247ZM249 154L252 155L251 153H249ZM249 154H248V155H249ZM263 154H264V152H263ZM63 155H64V154H63ZM136 155H138V153H137ZM152 155H153V154H152ZM160 155L162 156V154H160ZM209 155H208V156H209ZM239 155H243V153H241V154H239ZM250 155H249V156H250ZM253 155H252V157H253ZM5 156H6V155H5ZM28 156H29V155H28ZM31 156H32V155H31ZM37 156H38V155H37ZM55 156H56V155H55ZM71 156H72V155H71ZM91 156H92V155H91ZM132 156H133V155H132ZM139 156H140V155H139ZM181 156H182V155H181ZM183 156H182V157H183ZM185 156H184V157H185ZM193 156H194V155H193ZM196 156H199V155H196ZM196 156H195V158H196ZM205 156H206V155H205ZM217 156H218V155H217ZM228 156H229V155H228ZM258 156H259V155H258ZM260 156H261V155H260ZM6 157H7V156H6ZM15 157H16V156H15ZM32 157H33V156H32ZM38 157H41V155L38 156ZM72 157H74V156H72ZM135 157H136V156H135ZM142 157H143V156H142ZM169 157H170V156H169ZM179 157H180V156H179ZM238 157H241V156H238ZM8 158H9V157H8ZM43 158H45V157H43ZM80 158H81V157H80ZM90 158H91V157H90ZM95 158H96V157H95ZM95 158H94V159H95ZM138 158H139V157H138ZM143 158H144V157H143ZM155 158H158V157L156 156ZM159 158H160V156H159ZM172 158H173V157H172ZM172 158H171V159H172ZM191 158H192V155H191ZM191 158H190V159H191ZM221 158H219V159H221ZM227 158H228V157H227ZM246 158H247V156H246ZM248 158H249V157H248ZM248 158H247V161H246L245 157H243L242 160H245V162L248 163L249 166H248L246 163L243 162L244 164L247 165V166H246V165H245V166L249 168V167L251 166L250 164H252V166H253V165H254L253 161L255 162V160H256V159L258 160L260 157H257V158H256V156H255V158L253 157L254 159H252V160H253L252 163H251V160H249V159H251V158H249V159H248ZM33 159H34V158H33ZM33 159H32V160H33ZM60 159H61V158H60ZM69 159H70V158H69ZM72 159H73V158H72ZM81 159H82V158H81ZM152 159H153V158H152ZM162 159H163V158H162ZM162 159H161V160H162ZM167 159H168V157H167ZM169 159H170V158H169ZM169 159H168V161H170ZM180 159H181V158H180ZM180 159H179V161H180ZM186 159L181 160V162H184V163H185V160H186ZM205 159H206V160H205ZM205 159H204V161L206 162V161L208 160V158L206 157ZM237 159H238V161H239V158H236V160H237ZM46 160H47V158H46ZM67 160H68V159H67ZM86 160H87V159H86ZM91 160H92V159H91ZM159 160H160V159H159ZM173 160H174V158H173L171 161H173ZM175 160H176V159H175ZM210 160H211V161L215 160V157L212 156V159H210ZM210 160H208V163L210 162ZM221 160H222V159H221ZM248 160L250 161V164H249ZM259 160L261 161V159H259ZM259 160H258V161H259ZM107 161H110V160H107ZM107 161H106V162H107ZM125 161H126V160H125ZM153 161H154V160H153ZM168 161H167V162H168ZM171 161H170V162H171ZM190 161H191V160H190ZM223 161H224V159H223ZM227 161H229V163H232V164L234 165V162H233V161L230 162L229 159H228ZM260 161H259V162H260ZM60 162H61V161H60ZM128 162H129V160H128ZM174 162H175V161H174ZM240 162H241V161H240ZM240 162H239V163H240ZM263 162H264V161H263ZM62 163H63V162H62ZM69 163H70V162H69ZM110 163H111V162H110ZM126 163H127V162H126ZM130 163H131V162H130ZM130 163H129V164H130ZM177 163H178V165H179V162H177ZM201 163H204V162L201 161ZM201 163H200V164H201ZM64 164H65V163H64ZM93 164H94V163H93ZM119 164H122V163H119ZM131 164H132V163H131ZM166 164H167V163H166ZM166 164H165V165H166ZM182 164H183V163H182ZM188 164H189V162H188ZM188 164H187V165H188ZM200 164L197 163L196 165H199V167H201L202 165H200ZM244 164H243L242 166H244ZM67 165H68V164H67ZM172 165H173V164H172ZM178 165H177V166H178ZM180 165H181V164H180ZM194 165H195V164H194ZM196 165H195L194 168H198V170H201V168L203 167V166H202V167L199 169V167H198V166L196 167ZM218 165H219V167H220V165H221L220 162H219V164H216V165L214 164V166H216L215 169H216V170L219 169V170H218L219 172H221L222 169H226V168H225L226 166H225L224 168H222V169H221V168H217ZM233 165H232V166H233ZM117 166H119V165H117ZM124 166L127 167L128 165H127V166L124 165ZM152 166H153V165H152ZM189 166H190V164H189ZM189 166H188V167H189ZM245 166H244V167H245ZM261 166H262V165H261ZM122 167H123V166H122ZM144 167H145V166H144ZM149 167H150V166H149ZM153 167H154V166H153ZM160 167H161V166H160ZM188 167H187V170L190 168V167H189V168H188ZM204 167H205V166H204ZM204 167H203V168H204ZM234 167H235V166H234ZM257 167H258V166H257ZM259 167H260V166H259ZM127 168L130 169V170L133 169V168H129V166H128ZM127 168H126V169H127ZM154 168H155V167H154ZM194 168H193V169H194ZM203 168H202V169H203ZM206 168H207V167H206ZM208 168H209V167H208ZM228 168H229V166H228ZM228 168H227V170H228ZM236 168L239 169L240 166H236ZM236 168H235V169L233 168V169L235 170V172H236V170H238V169H236ZM122 169H123V168H120V170H119L121 173H122ZM141 169H143V168H141ZM141 169H140V170H141ZM146 169H149L150 171L153 172V169L151 170V167H150V168H147V167H146V168H145V171H146ZM161 169H162V168H161ZM161 169H160V170H161ZM177 169H178V168H177ZM181 169H182V168H181ZM220 169H221V170H220ZM230 169H232V168L230 167ZM230 169H229V170H230ZM262 169H264V168H262ZM115 170H116V169H114V171H115ZM124 170H125V169H124ZM130 170H128L129 173H130ZM135 170H136V168H135ZM140 170H139V171H140ZM183 170H184V168H183ZM203 170H204V169H203ZM216 170H215V171H216ZM250 170H251V169H250ZM31 171H32V170H31ZM128 171H127V172L123 171V173H126V174H127ZM133 171H134V169L131 170V172H133ZM157 171H158V170H156L155 172H157ZM161 171H163V170H161ZM172 171H173V170H172ZM178 171H180V170H178ZM184 171H186V170H184ZM204 171L207 172L206 174L209 173V175H210V170H209V169H208V170L205 169ZM204 171L201 173L202 176H204V174H205ZM240 171H241V168L237 171V173L240 172ZM245 171H247V170H245ZM245 171L243 170V172H245ZM253 171L256 172V171H255V168H254ZM253 171H250V172L253 173ZM29 172H30V171H29ZM116 172L118 173L117 170H116ZM135 172H137V171H135ZM146 172H147V171H146ZM146 172H143V173L145 174ZM164 172H165V171H164ZM167 172H168V171H167ZM167 172H165V173H167ZM174 172H175V171H174ZM197 172H198V171H197ZM224 172H226V171L224 170ZM224 172H223V173H224ZM250 172L248 171V173H250ZM257 172H258V171H257ZM262 172L264 173V171H262ZM21 173H22V172H21ZM25 173H27V172H25ZM35 173H37V172L35 171ZM148 173H149V172H148ZM157 173L159 174V171H158ZM198 173H199V172H198ZM203 173H204V174H203ZM214 173H215V172H214ZM216 173H217V171H216ZM216 173H215V174H216ZM228 173L231 174V172H228ZM232 173H233V172H232ZM30 174H31V173H30ZM32 174H33V173H32ZM139 174H140V173L136 174L135 177H137V175H139ZM172 174H173V173H172ZM177 174H178V173H177ZM215 174H214V175H215ZM225 174H227V173H225ZM238 174H240V173H238ZM242 174H243V173H242ZM250 174H251V173H250ZM261 174H262V173H261ZM261 174H260V175H261ZM6 175H7V174H6ZM6 175H4V176H6ZM19 175H20V174H19ZM123 175H124V174H123ZM123 175H122V176H123ZM129 175H130V174H129ZM141 175H142V172H141ZM149 175H150V174H149ZM151 175H152V173H151ZM151 175H150V176H151ZM156 175H157V174H156ZM160 175H161V173H160ZM165 175H166V174H165ZM165 175H164V173H163V177L160 178V179H164ZM199 175H200V174H199ZM199 175H198V176H199ZM209 175H208V176H209ZM223 175H224V174H223ZM228 175H229V174H228ZM228 175H225V176L227 177ZM234 175H235V173H234ZM7 176H8V175H7ZM153 176H154V175H153ZM168 176H169V174H168L167 177H165V178H170V179H171V178H172V179L174 178V177H171V175H170V177H168ZM205 176H207V175H205ZM225 176H224V177H225ZM232 176H233V175H232ZM235 176H236V175H235ZM235 176H234L233 178H236ZM248 176H249V175H248ZM261 176H262V175H261ZM263 176H264V175H263ZM263 176H262V178H263ZM21 177H22V176H21ZM23 177H25V176H23ZM145 177L147 178L146 175H145ZM145 177H144V178H145ZM155 177H157V176H155ZM181 177H182V176H181ZM189 177H190V176H189ZM189 177H186V178H189ZM216 177H217V176H216ZM222 177H223V176H222ZM229 177H230V176H229ZM229 177H227V178L229 179ZM237 177H238V176H237ZM242 177H243V175H242ZM258 177H259V176H258ZM0 178H1V177H0ZM3 178H4V177H3ZM11 178H12V177H11ZM39 178H40V177H39ZM49 178H50V177H49ZM138 178H139V177H138ZM149 178H150V177H149ZM158 178H159V176H158ZM158 178H157V179H158ZM178 178H179V177H178ZM191 178H194V175H193V177H192V175H191ZM195 178L200 179L201 177L199 178V177L195 176ZM204 178H205V177H204ZM206 178H207V177H206ZM217 178H218V177H217ZM219 178H220V177H219ZM231 178H232V177H231ZM238 178H239V177H238ZM240 178H241V177H240ZM5 179H6V178H5ZM5 179H3V180H5ZM9 179H10V178H9ZM17 179H18V178H17ZM27 179H28V178H27ZM34 179H35V177H34ZM130 179H132V177H131ZM135 179H136V178H135ZM140 179H142V178H140ZM153 179H154V178L152 177L151 180H153ZM160 179H158V181H160ZM170 179H169V180H170ZM175 179H176V178H175ZM189 179H190V178H189ZM201 179H202V178H201ZM201 179H200V180H201ZM6 180H7V179H6ZM36 180H37V179H36ZM142 180H143V179H142ZM142 180H141V181H142ZM144 180H145V179H144ZM144 180H143V181H144ZM151 180H150V181H151ZM256 180H257V179H256ZM259 180H260V179H259ZM259 180H258V181H259ZM261 180H262V179H261ZM46 181H47V180H46ZM148 181H149V180H147V182H148ZM154 181H155V183L158 182L157 180H154ZM161 181H162V180H161ZM161 181H160V182H161ZM166 181H167V179H166ZM203 181H204V180H203ZM213 181H214V180H213ZM14 182H15V180H14ZM24 182L27 183L26 181H24ZM172 182H173V181H171V183H172ZM176 182H177V181H176ZM176 182H175V183H176ZM5 183H6V182H5ZM12 183H13V182H12ZM25 183H23V186L25 185ZM82 183H83V182H82ZM167 183H168V182H167ZM167 183L164 182V185L167 184ZM177 183H178V182H177ZM211 183H212V182H211ZM20 184H21V182H20ZM27 184H28V183H27ZM27 184H26V185H27ZM83 184H84V183H83ZM90 184H91V181H90ZM158 184H159V182H158ZM169 184H170V182H169ZM15 185H16V184H15ZM29 185H30V184H29ZM84 185H85V184H84ZM87 185H88V184H87ZM87 185H85V187H86ZM156 185H157V184H156ZM159 185H160V184H159ZM170 185H172V184H170ZM7 186H8V185H7ZM21 186H22V185H21ZM45 186H46V185H45ZM54 186H55V185H54ZM90 186H91V185H90ZM129 186H130V185H129ZM129 186H128V187H129ZM1 187H2V186H1ZM5 187H6V186H5ZM16 187H18V186H16ZM32 187H33V186H32ZM61 187H63V186H61ZM81 187H82V186H81ZM130 187H131V186H130ZM130 187H129V188H130ZM25 188H26V186H25ZM27 188H28V187H27ZM63 188H64V187H63ZM88 188H90V187H88ZM88 188H87V189H88ZM129 188H128V190H129ZM131 188H132V187H131ZM243 188H244V187H243ZM12 189H13V188H12ZM23 189H24V188H23ZM43 189H44V188H43ZM56 189H57V188H56ZM99 189H100V188H99ZM99 189H97V190H99ZM126 189H127V188H126ZM246 189H247V188H246ZM20 190H21V189H20ZM27 190H28V189H27ZM58 190H59V189H58ZM82 190H83V189H82ZM247 190H248V189H247ZM80 191H81V190H80ZM83 191H85V190H83ZM99 191H101V189H100ZM103 191H104V189H103ZM241 191H242V190H241ZM2 192H3V190H2ZM2 192H1V193H2ZM44 192H45V190H44ZM85 192H86V191H85ZM95 192H97V191H95ZM104 192H105V191H104ZM137 192H138V191H137ZM229 192H230V191H229ZM239 192H240V191H239ZM34 193H35V192H34ZM92 193H93V192H92ZM97 193L99 194L100 192H97ZM102 193H103V192H102ZM131 193H132V194H135V193H133V192H131ZM231 193H232V192H231ZM46 194H47V193H46ZM48 194H49V193H48ZM74 194H75V193H74ZM77 194H78V193H77ZM94 194H96V193H94ZM103 194H104V193H103ZM105 194H106V192H105ZM136 194H137V193H136ZM140 194H141V193H140ZM142 194H143V193H142ZM222 194H223V192H222ZM236 194H237V193H236ZM241 194H242V192H241ZM243 194H244V193H243ZM247 194H248V193H247ZM25 195H26V194H25ZM44 195H45V194H44ZM79 195H80V194H79ZM82 195H83V194H82ZM101 195H102V194H101ZM218 195H221V194H218ZM225 195H226V194H225ZM228 195H229V194H228ZM6 196H7V194H6ZM69 196H70V195H69ZM73 196H74V195H73ZM99 196H100V194H99ZM99 196H98V197H99ZM105 196H106V195H105ZM144 196H145V194H144ZM147 196H148V195H147ZM150 196H151V195H150ZM165 196H166V195H165ZM165 196H164V197H165ZM222 196H224V194H223ZM230 196H231V195H230ZM235 196H236V195H235ZM252 196H253V195H251V197H252ZM259 196H260V195H259ZM45 197H46V196H45ZM79 197H80V196H79ZM86 197H87V195H86ZM91 197H93V195H91ZM91 197H90V198H91ZM96 197H97V196H96ZM134 197H135V196H134ZM225 197H226V196H225ZM238 197H239V196H238ZM248 197H249V196H248ZM260 197H261V196H260ZM2 198H3V196H2ZM36 198H37V197H36ZM39 198H40V197H39ZM74 198H75V197H74ZM81 198H83V197H81ZM93 198H94V197H93ZM105 198H107V196H106ZM135 198L137 199V196H136ZM141 198H142V196H141ZM149 198H150V197H149ZM167 198H168V197H167ZM233 198H234V197H233ZM261 198H263V195H262ZM10 199H11V198H10ZM24 199H25V198H24ZM29 199H30V198H29ZM33 199H34V197H33ZM33 199H32V201H33ZM62 199H63V198H62ZM85 199H86V198H85ZM107 199H108V198H107ZM136 199H135V200H136ZM142 199H143V198H142ZM147 199H148V198H147ZM155 199H156V197H155ZM169 199H171V198H169ZM227 199L231 200V199H232V196H231V199L229 198V196L227 197ZM253 199H255V201L257 200V198H253ZM258 199L260 200V198H258ZM112 200H113V199H112ZM138 200H139V199H138ZM144 200H145V199H144ZM150 200H151V201H149V202H152V199H150ZM157 200H158V199H157ZM160 200H161V198H160ZM160 200H159V201L154 200V201H155V202H159V206H160V204H162V203H161L162 201H160ZM165 200H166V199H165ZM167 200H168V199H167ZM16 201H17V200H16ZM28 201H29V200H28ZM74 201H75V200H74ZM95 201H96V199H95ZM98 201H100V200H98ZM98 201H97V202H98ZM140 201H141V200H140ZM257 201H258V200H257ZM261 201H263V203L260 202L261 204H259V205H260L259 209H258V208H257V209L255 208L256 210H258L257 213H256V210H254V209H252V208L250 209V207H249L250 204H249V206H248V209H246V208H245V209L248 210V212H249L250 210H251L252 212L255 211L253 214H251L252 212H249L250 215H249L248 213H246V215H243V214H244V212H243L244 210H242V209H241L242 211H239L240 209L238 210L240 213H241V212L243 213V214H240L242 218L239 217V219L242 220V219H244V218L246 217V221H245V222H248V223H245L244 220H242L243 222L241 221L242 223L240 222V220L238 219L239 212L235 214V215L238 214V216L235 218V216L233 215L234 211H232L233 213H231V214L234 216L235 219H238V221L240 222V224L238 223L237 220H236V222L239 224V226H237V225H236L237 227L235 226L236 223L233 222L234 218H233V219H229V220H230L229 223L233 224L235 227H233V228H229V229H225V230H223L222 228H224V227L226 226L225 224H227V226H228V222H226L225 224H224V221H222V224H221V222H220V223L217 222L216 227H219V226H221V225H225V226H224V227H220L223 231H222L220 228H219V229H220V232L215 230L216 232H219V233H217L216 235L213 234V232L211 233V231H210V229H211L213 226H212L211 228L207 229V228L210 226L209 224H208L209 226L207 225V226H208V227H207L206 224L203 223V224H205V227H204V228H206V229L210 232L211 235H210L209 233H207L208 231H207L206 229L202 230V229H203L202 224H201V228H202V229H200L199 231H201V232H202V231H203V232L205 231L206 233H201V232H200V233H201V234H200L198 230H194L195 227L192 228V232L189 233L190 231L188 232V229H186L187 226H185L184 229H185V231L187 230L186 233H189V235H188V237H187L186 234H182V235H183V236L186 235L185 237H186V239H187L188 241H189V240H191V241H192V240H195L194 243L191 242V244H194V245H192V246H195V245H196V248L193 250L192 255H190V256H186L187 258H183V259H178V260H174V261H173V260H172V261L170 260L171 262H170L169 260H167V262H166V261H164V260H166V259H164L163 262H166V264H264V199L261 200ZM39 202H40V201H39ZM61 202H62V201H61ZM68 202H69V200H68ZM72 202H73V201H70V206H71V208H72V206H73V205H71ZM76 202H79V200L76 201ZM109 202H111V201H109ZM113 202H114V201H113ZM118 202H119V201H118ZM145 202H146V200L144 201V203H145ZM149 202H148V203H149ZM165 202L168 203V202H170V201H165ZM228 202H230V201H228ZM231 202H232V201H231ZM251 202H253V201H251ZM3 203H4V202H3ZM66 203H67V201H65L63 205H65ZM79 203H80V202H79ZM127 203H128V202H127ZM129 203H132V202H129ZM170 203H171V202H170ZM170 203H169V204H170ZM249 203H250V202H249ZM256 203H258V202H256ZM41 204H42V203H41ZM54 204H55V203H54ZM81 204H82V203H81ZM81 204H80V206H81ZM83 204H85V203L83 202ZM83 204H82V205H83ZM102 204H103V203H102ZM111 204H116V202L111 203ZM155 204H157V203H155ZM155 204H154V202H153V205H154V206L152 205L153 207L150 205V206L152 207L153 210L149 209L150 207H149V205H148L147 207H149L148 209H149L150 211L147 210V208H146V210H145V211H146L145 214H147V211H148L150 214H152V213H151V211H152L153 214H154L153 217L156 218L157 215L155 216V212H154V208H155V206H156ZM163 204H164V203H163ZM169 204H168V206L166 205V207L169 208V206H170ZM235 204H236V203H235ZM239 204H240V203H239ZM1 205H3V204H1ZM61 205H62V204H61ZM67 205H68V204H67ZM93 205H94V204H92V206H93ZM108 205H110V204H108ZM123 205H124V204H123ZM127 205H128V204H127ZM138 205H139V204H138ZM140 205H141V204H140ZM164 205H165V204H164ZM172 205H174V204L172 203L171 206H172ZM229 205H231V204H229ZM251 205H252V204H251ZM55 206H56V205H54V207H55ZM75 206H76V207H75ZM75 206H73V207L78 208V209H76V212H77V210H78V213H79V211H80V210H79V207H80V206L77 207L78 204L75 205ZM85 206H88V204L85 205ZM90 206H91V205H90ZM110 206H111V205H110ZM114 206H115L114 209L118 210L119 205L117 206V204H116V205H114ZM129 206H130V205H129ZM129 206H127V207H129ZM133 206H134V203H133ZM145 206H146V205H145ZM159 206H158V207H159ZM233 206H234V204H233ZM238 206H239V205H238ZM254 206H255V205H254ZM49 207H50V206H49ZM54 207H53V208H54ZM65 207H66V206H65ZM83 207H84V206H83ZM116 207H117V208H116ZM138 207H139V206H138ZM140 207H141V206H140ZM142 207H143V206H142ZM166 207H165V208H166ZM172 207H175V206H172ZM172 207H171V208H172ZM245 207H247V206H245ZM255 207H256V206H255ZM261 207H262V208H261ZM15 208H16V207H15ZM50 208H52V207H50ZM50 208H49V209H50ZM55 208H56V207H55ZM55 208H54V209H55ZM62 208H63V207H62ZM67 208H68V207H67ZM81 208H82V206H81ZM86 208H87V207H86ZM86 208H85L84 210H86ZM91 208H92V207H91ZM106 208H107V207H105V209H106ZM110 208H111V210L109 209V206H108V210H110V211L107 210V211H108V212H106L107 214H108L109 212L111 213V211L113 210V209H112L113 206H111ZM130 208H131V207H129L128 210H129ZM133 208L136 209L137 207L135 208V206H134ZM160 208H161V206H160ZM45 209H46V208H45ZM54 209H53V212H54ZM56 209H57V208H56ZM58 209H60V208H58ZM58 209H57V210H58ZM87 209H88V208H87ZM95 209H98V208L95 207ZM101 209H102V208H101ZM134 209H133V210L131 209L130 211H136V210H134ZM137 209H139V208H137ZM173 209H174V208H173ZM249 209H250V210H249ZM15 210H16V209H15ZM27 210H28V209H27ZM39 210H40V209H39ZM50 210L52 211V209H50ZM50 210H49V211H50ZM98 210H99V209H98ZM116 210H115V212H118V211H116ZM122 210H123V209H122ZM126 210H127V208H126ZM128 210H127L126 212H128ZM155 210H156V209H155ZM164 210H165V209H164ZM174 210H175V209H174ZM233 210H236V209H233ZM21 211H22V210H21ZM29 211H30V210H29ZM31 211H32V210H31ZM47 211H48V210H47ZM55 211H56V210H55ZM87 211H88V210H87ZM87 211H86V212H87ZM92 211H94L93 208H92ZM140 211H142L141 213H144V212H143L144 209H143V210H140ZM160 211H162V209H161V210H157V213H159ZM170 211H171V210H170ZM229 211H230V210H229ZM59 212H60V210H59ZM59 212H58V213H59ZM72 212H73V214H75V213H76V212H75V209H74L73 211H72V209H66V210H63V211H61V212L59 213V214L63 213V214H62V216H63L62 218L59 219V218L56 217V218H57L56 221L50 218V220H53V222L50 221V220H47V225H45V226H48V227H49V230H51V231H48V232H51V233H52V231H54L56 228H58V229L61 230V228L64 229V228H66V227H69V224H70V222H69V217H71ZM74 212H75V213H74ZM83 212H85V211H83ZM88 212H89V211H88ZM94 212H96V210H95ZM103 212H105L104 209H103V211H102L101 213H100V212H99V213L102 214ZM119 212H120V211H119ZM138 212H139V211L133 212V213H134V216H135ZM172 212H173V211H172ZM235 212H236V211H235ZM245 212H246V211H245ZM20 213H21V212H20ZM36 213H37V212H36ZM78 213H77V214H78ZM80 213H81V212H80ZM80 213L78 214L79 217H81V216L84 215V213H82L83 215H80ZM124 213H125V212H124ZM124 213H123V214H124ZM139 213H140V212H139ZM139 213H138V214H139ZM141 213H140V214H141ZM221 213H222V212H221ZM221 213H220V214H221ZM223 213H224V212H223ZM18 214H19V213H18ZM21 214H22V213H21ZM37 214H39V213H37ZM77 214L74 215V216H77ZM85 214H86V213H85ZM103 214H105V213H103ZM103 214H102V215H103ZM131 214H132V213H131ZM159 214H160V213H159ZM213 214H214V213H213ZM229 214H230V212H229ZM0 215H1V214H0ZM11 215H12V214H11ZM14 215H15V214H14ZM16 215H17V214H16ZM30 215H31V214H30ZM45 215H46V214H45ZM87 215H88V213H87ZM109 215H110V214H109ZM115 215H116V214H115ZM115 215H114V216H115ZM120 215L123 216V218H124V216L126 215V213H125L124 215H122V213L118 215V213H117L116 217H114V218H118V219H122V220H123V218L117 217V216H120ZM127 215H128V217H130V218L133 216V214H132V216H131V215L129 216V212L127 213ZM141 215H142V214H141ZM148 215H149V214H148ZM201 215H202V214H201ZM214 215L216 216L217 214H214ZM224 215H225V214L221 215V218L219 217V215L216 216V217H218V220H220V219L222 220V216H223V220H225L224 217L226 218V216H227L228 218L230 217V215H228V214H226V216H224ZM242 215L245 216V217H243ZM18 216H19V215H18ZM18 216H17V217H18ZM21 216H23V215H21ZM21 216H20V217H21ZM53 216H55V215H53ZM88 216H90V214H89ZM103 216H105V215H103ZM134 216H133V217H134ZM139 216H140V215H139ZM151 216H152V215H151ZM161 216H162V214H160V216H157V218H158V217L160 218ZM215 216H214V217H215ZM233 216H232V217H233ZM11 217H12V216H11ZM29 217H30V216H29ZM48 217H49V216H48ZM79 217H78V219H79ZM101 217H102V216H101ZM101 217H100L99 219H102ZM110 217L113 218L112 214L110 215ZM128 217H126L127 219L124 218V219H126V220H125V223H126V224H127V222H128V221H127V220H128ZM136 217H137V216H136ZM149 217H150V216H149ZM149 217H148V218H149ZM201 217H202V216H201ZM201 217H200V218H201ZM203 217L206 218L205 215H204ZM203 217H202V218H203ZM211 217H213V215H212ZM211 217L209 216V218H210L209 220L212 219ZM214 217H213V218H214ZM4 218H5V217H4ZM22 218H23V217H22ZM56 218H54V219H56ZM104 218H106V220H107V221H106V220L103 221V223L106 221L105 225H106V224H108V225L111 224V223H110L111 221H112V223L115 222L116 225L114 224V225H115L114 228H113L114 225H112V228L115 229V230H116V229L118 230V227L116 228V226H117L116 221H117V220L114 221V218H113V220H112V219H109V217H108L107 215H106V217H103V219H104ZM142 218H144V217L142 216ZM142 218H141V221H144V222L146 221L145 224H150V223L152 222V220L150 221V219H149V220H148V223H147V220H145L146 218H144V220H143ZM151 218H152V217H151ZM157 218L155 219V221H156V220L159 221V219H157ZM204 218H203V220H204ZM230 218H231V217H230ZM12 219L14 220L15 218H12ZM18 219H19V217H18ZM36 219H38V218H36ZM48 219H49V218H48ZM72 219H73V218H72ZM76 219H77V217H76ZM84 219L86 220V219H90V218H89V217L86 218V216H85ZM108 219L111 220V221H109ZM137 219H138V218H137ZM215 219H216V218H215ZM215 219H214V220H215ZM10 220H11V219H10ZM34 220H35V218H34ZM41 220H42V219H41ZM73 220H74V219H73ZM85 220H84V221H85ZM129 220H130V219H129ZM131 220H134V219L131 218ZM197 220H198V219H197ZM201 220H202V219H201ZM205 220H206V219H205ZM207 220H208V218H207ZM218 220H216V221H218ZM226 220H227V219H226ZM231 220H232L233 223L231 222ZM25 221H26V220H25ZM30 221H31V220H30ZM49 221H50V222H49ZM80 221H81V220H80ZM80 221H79V222H80ZM100 221L102 222V220H100ZM139 221H140V220H139ZM149 221H150V222H149ZM153 221H154V219H153ZM234 221H235V220H234ZM5 222H6V221H5ZM36 222H37V221H36ZM71 222H72V221H71ZM79 222H78V223H79ZM81 222H82V224L84 223L83 221H81ZM88 222H89V221H87V223H88ZM107 222H108V223H107ZM173 222H174V221H173ZM195 222H196V221H195ZM195 222H194V223H195ZM13 223H14V222H13ZM13 223H11V224H13ZM22 223H23V221H22ZM28 223H29V222H28ZM30 223H31V222H30ZM39 223H40V222H39ZM50 223H51V224H50ZM68 223H69V224H68ZM120 223H122V225H123V221H120ZM125 223H124V224H125ZM152 223H153V222H152ZM156 223H158V222H155V225H156ZM198 223H199V221H198ZM198 223H197V225H198ZM206 223H209V222L207 221ZM211 223H212V222H211ZM4 224H6V223H4ZM26 224H27V223H26ZM44 224H46V220H45V223H44ZM48 224H49V225H48ZM73 224H75V223H73ZM118 224H119V221H118ZM153 224H154V223H153ZM182 224H183V223H182ZM182 224H180V225H182ZM214 224H216V223H214ZM214 224H213V225H214ZM220 224H221V225H220ZM7 225H8V224H7ZM19 225H20V224H19ZM22 225H23V224H22ZM75 225H77V224H75ZM75 225H74V226H75ZM78 225H80V226H78ZM78 225L75 226V229H76V230L78 229V230H77V231H76V230H73V232L76 231V233H78L80 230L82 231V229H79V228H81V224H78ZM84 225H86V223H85ZM84 225H83V226H84ZM94 225H95V224H94ZM120 225H121V224H120ZM137 225H139V224H137ZM150 225H151V224H150ZM155 225H154V226H155ZM160 225H161V224H160ZM174 225H175V226H174ZM174 225H172V226H171V225H169V226L166 225V226H167L168 228L171 226V228H172L173 230H174V229L177 230L176 223H174ZM177 225H178V224H177ZM180 225H178V231H179V232H180V230H181V228H179ZM185 225H186V223H185ZM191 225H192V224H189V226H191ZM195 225H196V224H195ZM195 225L193 224V226H195ZM197 225H196V226H197ZM37 226H39V225H37ZM42 226H43V225H42ZM42 226H41V227H42ZM45 226H44V227H45ZM83 226H82V227H83ZM86 226H87V228H85V230H86V229H89V227H88L89 225H86ZM124 226L127 227L128 224H127V225H123L122 227H124ZM131 226H132V224H131ZM139 226H140V225H139ZM152 226H153V225H152ZM162 226H163V225H162ZM164 226H165V224H164ZM164 226H163V227L159 226V227H161V228H159V229H162V228L166 229ZM183 226H184V224H183ZM183 226H180V227L183 228ZM229 226H232V225L229 224ZM17 227H18V226H17ZM44 227H43V228H44ZM55 227H56V228H55ZM59 227H60V228H59ZM71 227H72V226H71ZM92 227H93V226H92ZM101 227H103L102 224H101ZM101 227H100V228H101ZM104 227L106 228L105 232L107 231V229L110 230L109 232H112V231H113V229H110V225H109V226H104ZM108 227H109V228H108ZM137 227H138V226H137ZM173 227H176V228H173ZM191 227H192V226H191ZM198 227H199V225L197 226V228H198ZM13 228H14V227H13ZM38 228H39V227H38ZM43 228H42V229H43ZM52 228H54V230H52ZM83 228H84V227H83ZM100 228H99V229H100ZM171 228L168 230L169 232H171V231H170ZM187 228H188V227H187ZM197 228H195V229H197ZM214 228H215V225H214ZM0 229H1V228H0ZM16 229H17V228H16ZM16 229H15V230H16ZM32 229L34 230L33 227H32ZM58 229H57V231H60V230H58ZM66 229H67V228H66ZM70 229H72V228H69V230H67V231H70ZM92 229H93V228H92ZM92 229H91V230H92ZM96 229H98L97 226H96ZM102 229H103V228H102ZM130 229H131V228H130ZM139 229H140V228H139ZM141 229H142V228H141ZM156 229H157V227H156ZM190 229H191V228H189V230H190ZM219 229H217V230H219ZM7 230H8V229H7ZM117 230H116V232H117V233L119 232V235H120V231H121V229L119 228L120 231H117ZM131 230H132V229H131ZM134 230H135V229H134ZM134 230H133V231H134ZM173 230H172V232L175 231V230H174V231H173ZM211 230H212V229H211ZM61 231H62V230H61ZM64 231H66V230L64 229ZM88 231H89V230H88ZM123 231H124V230H123ZM133 231H132V232H133ZM158 231H159V230L157 229V231H155V232L159 233L160 231H159V232H158ZM181 231H182V230H181ZM183 231H184V230H183ZM185 231H184V232H185ZM10 232H11V230H10ZM23 232H24V231H23ZM27 232H28V231H27ZM27 232H26V233H27ZM73 232H72V233H73ZM107 232H108V231H107ZM109 232H108V234H109ZM113 232H114V231H113ZM121 232H122V231H121ZM124 232H125V231H124ZM132 232L130 231V233H128V234H132ZM155 232H154V233H155ZM172 232H171V233H166V232H165V233H166V235H167V234H171L170 238H172V236H173V235H172ZM19 233H22V232H19ZM29 233H30V231H29L27 234H29ZM53 233H55V231H54ZM67 233L69 234L70 232H67ZM72 233H71V234H72ZM76 233H74V234H76ZM87 233H88V232H87ZM126 233H127V232H126ZM157 233H156L155 235H153V236L156 237ZM165 233H163V234H165ZM175 233H176V231H175ZM182 233H183V232H182ZM17 234H18V233H17ZM24 234H25V233H24ZM31 234H32V233H30V235H31ZM35 234H36V233H35ZM49 234H50V233H49ZM74 234H73V235H74ZM79 234H80V233H79ZM161 234H162V233H161ZM173 234H174V233H173ZM180 234H181V232H180ZM212 234H213V235H212ZM1 235H2V233H1ZM25 235H26V234H25ZM32 235H34V234H32ZM43 235H44V234H43ZM51 235H53V237H54V239H55L54 234H51ZM60 235H61V234H59L58 236H60ZM111 235H112V234H111ZM119 235H118V236H119ZM123 235H124V234H123ZM158 235H160V234H158ZM174 235H175V234H174ZM177 235H178V232H177ZM182 235H181V236H182ZM2 236H3V235H2ZM11 236H12V235H11ZM16 236H17V235H16ZM27 236H28V235H27ZM27 236H25V238H23L24 236H23V234H22V238H23V239H26ZM109 236H110V235H109ZM120 236H121V235H120ZM125 236H126V235H125ZM127 236H128V235H127ZM133 236H134V235H133ZM145 236H146V235H145ZM147 236H148V235H147ZM151 236H152V234H151ZM168 236H169V235H167V237H166L167 239L169 238ZM181 236H180V237H181ZM183 236H182L181 239H183ZM209 236H213L212 239L209 238ZM5 237H7V236H5ZM14 237H15V236H14ZM14 237H13V238H14ZM65 237H67V236H65ZM131 237H132V236H131ZM131 237H130V238H131ZM138 237H139V235H138ZM138 237H137V240L139 239ZM140 237H142V234H141V233H140ZM143 237H144V234H143ZM158 237H159V238H158ZM163 237H164V236H162L161 238H163ZM175 237H177V238L179 239V236H176V235H175L173 239H170V238H169L168 240H169V241H170V240H174V239H176ZM11 238H12V237H10V239H11ZM58 238H59V237H56L57 240H58ZM62 238H63V236H62ZM62 238H61V239H62ZM116 238H117V235H116ZM119 238H120V237H119ZM130 238H129V239H130ZM135 238H136V237H135ZM144 238H145V237H144ZM157 238L160 239V236H157ZM157 238H156V239H157ZM166 238H163V239H166ZM196 238H197V239H196ZM3 239H5V238H3ZM10 239H8V240H10ZM18 239H19V238H17V240H18ZM117 239H118V238H117ZM146 239H147V238H146ZM152 239L155 241L154 238H152ZM152 239H151V240H152ZM158 239H157V240H158ZM208 239H209V242H207ZM8 240H7V242H8ZM33 240H34V239H33ZM33 240L30 239L29 241H33ZM93 240H94V239H93ZM104 240H105V239H104ZM114 240H115V239H114ZM131 240H132V239H131ZM131 240H130V241L128 240V241H129V244H130ZM151 240H150V241L148 240V241L152 244V241H151ZM157 240H156V241H157ZM176 240H177V239H176ZM184 240H185V239H184ZM199 240H200V242H198ZM204 240H207V241H204ZM2 241H3V240H2ZM10 241H12V239H11ZM52 241H54V240H52ZM62 241H63V239H62ZM86 241H87V240H86ZM88 241H89V240H88ZM128 241H125L124 243H126V242H128ZM139 241H140V242H139ZM139 241H138V243H141V240H139ZM142 241H143V240H142ZM169 241H168V242H169ZM179 241H180V240H179ZM188 241H184L183 243L186 244ZM203 241H204L205 243H201V242H203ZM23 242H24V241H23ZM133 242H134V241H133ZM163 242H164V241H163ZM181 242H182V241H181ZM189 242H190V241H189ZM197 242H198V243H197ZM206 242H207V243H206ZM9 243H10V242H9ZM11 243H12V242H11ZM11 243H10L9 245H11ZM30 243H31V242H30ZM33 243L35 244V242H33ZM134 243H136V242H134ZM134 243H132V244H134ZM138 243H136V244H138ZM164 243H165V242H164ZM166 243H167V241H166ZM175 243H176V242H175ZM175 243H174V244H175ZM34 244H31V245L34 246ZM145 244H146V243H144V245H145ZM153 244H156V242L153 243ZM159 244H162L161 241H160V243H157L156 246L158 245V247H160ZM169 244H170V243H169ZM187 244H188V243H187ZM100 245H101V244H100ZM144 245H143V246H144ZM24 246H25V245H24ZM39 246H40V245H39ZM106 246H107V245H106ZM125 246H128V244L125 245ZM176 246H177V245H176ZM187 246L189 247L190 245H187ZM17 247H18V246H17ZM20 247H21V246H20ZM87 247H88V249H90V250L92 249V250H93L92 247H90V246H88V245H87ZM161 247H164V246H161ZM165 247H167V246H165ZM165 247H164V248H165ZM181 247H182V245H181ZM181 247H180V250H179L178 246L176 247V249H178L179 252H180V251H181ZM188 247H186V248H188ZM26 248H27V247H26ZM106 248H107V247H106ZM106 248H104V249L107 250ZM189 248H191V247H189ZM19 249H20V252H21V249H22V251H24V250H23V247H21V248H19ZM29 249H30V248H29ZM31 249H32V248H31ZM147 249H148V248H147ZM147 249H146V251H147ZM165 249H166V248H165ZM165 249H164V250H165ZM182 249H183V251H184V246H183ZM94 250H95V249H94ZM148 250H150V249H148ZM154 250H155V249H154ZM159 250H160V249H159ZM188 250H189V249H187V250L185 249V252L187 253ZM76 251H77V250H76ZM126 251H127V250H126ZM139 251H141V250H139ZM143 251L145 252V250H143ZM151 251H152V250H151ZM65 252H66V251H65ZM69 252H71V251H69ZM74 252H75V249H74ZM74 252H73V253H74ZM91 252H92V251H91ZM135 252H136V251H135ZM141 252H142V251H141ZM141 252H138L139 255H140V254L142 255ZM144 252H143V253H144ZM159 252H160V251H159ZM159 252H157V254H158ZM161 252H162V250H161ZM169 252H170V251H169ZM176 252H177V251H176ZM185 252H183V253L180 252L179 254H184V255H186ZM188 252L191 253V250H189ZM2 253H3V250H2ZM12 253H13V251H12ZM17 253H18V251H17ZM23 253H24V252H23ZM28 253H29V252H28ZM123 253H124V252H123ZM132 253H133V251H132ZM146 253H147V252H146ZM148 253H149V251H148ZM148 253H147V254H148ZM166 253H167V252H166ZM177 253H178V252H177ZM0 254H1V252H0ZM3 254H4V253H3ZM13 254H14V253H13ZM26 254H27V253H26ZM26 254H25V255H26ZM107 254H108V253H107ZM111 254H112V253H111ZM119 254H121V252H120ZM144 254H145V253H144ZM163 254H164V253H163ZM179 254H178V255H179ZM14 255H15V254H14ZM17 255H18V254H17ZM17 255H16V256H17ZM21 255H22V254H21ZM23 255H24V254H23ZM87 255H88V254H87ZM104 255H105V254H104ZM132 255H133V254H132ZM136 255H138V254L136 253L134 256H136ZM159 255H160V254H159ZM178 255H176V256H178ZM26 256H29V255H26ZM67 256H68V255H67ZM69 256H71V255H69ZM110 256H111V255H110ZM120 256H121V255H120ZM147 256H148V255H147ZM149 256H150V253H149ZM179 256H181V255H179ZM22 257H24V256H22ZM116 257H117V256H116ZM123 257H124V256H123ZM127 257H128V254H127ZM141 257H142V256H141ZM151 257H152V256H151ZM63 258H65V256H63ZM66 258H68V257H66ZM124 258H126V257H124ZM143 258H145V256H144ZM70 259H71V258H70ZM132 259H133V257H132ZM139 259H140V258H139ZM175 259H176V258H175ZM49 260H50V259H49ZM81 260H82V259H81ZM85 260H86V259H85ZM85 260H83V261L86 263L87 260H86V261H85ZM135 260H136V261H135ZM137 260H138V258H134V261H135L136 263H138ZM144 260H146V258H145ZM144 260H143V261H144ZM160 260H161V259H160ZM20 261H21V260H20ZM141 261H142V259L140 260V262H141ZM143 261H142V262H143ZM12 262H13V261H12ZM50 262H51V260H50ZM79 262H80V261H79ZM154 262H155V261H154ZM0 263H2V262H0ZM71 263H72V262H71ZM80 263H81V262H80ZM80 263H79V264H80ZM120 263L122 264V262H120ZM136 263H135V264H136ZM150 263H151V262H150ZM156 263H158V262H156ZM160 263H161V262H160ZM160 263H158V264H160ZM86 264H90V262H87ZM138 264H140V263H138ZM147 264H149V263H147ZM152 264H153V263H152ZM161 264H165V263H161Z\"/></svg>",
	"mask_w": 264,
	"mask_h": 264
}]
</instances>
